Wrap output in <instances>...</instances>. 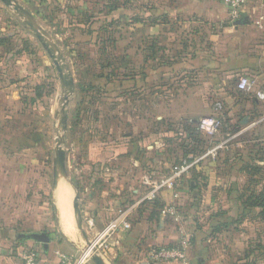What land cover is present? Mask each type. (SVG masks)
Here are the masks:
<instances>
[{"label":"rangeland","instance_id":"rangeland-1","mask_svg":"<svg viewBox=\"0 0 264 264\" xmlns=\"http://www.w3.org/2000/svg\"><path fill=\"white\" fill-rule=\"evenodd\" d=\"M17 1L58 47L74 79L65 107L67 129L63 131L60 117L65 91L55 66L27 20L0 0V40H8L7 49L22 52L27 63H40L43 73V98L35 109L26 99L19 118L20 124L27 123L22 134L34 129L43 133L39 145L27 150L31 159L28 172L42 179L36 196L22 201L24 207L33 202L37 208L35 221L28 227L47 232L52 245L67 255L78 256L83 248L89 254L76 226L74 189L69 181L80 192L82 228L92 241L88 221L99 210L100 195L118 199L116 204L106 205L113 207L105 216L104 222H108L111 215L134 205L137 197L142 205L154 201L142 200L150 190L143 183L145 176L158 181L171 178L170 188L159 189L157 203L174 207L172 214L178 215L175 223L184 225L190 236L184 235L192 261L204 254L210 256L211 252L198 244L205 242L207 248H223L230 258L242 257V264H264V220L259 210L244 212L239 208L250 192L264 190V164L257 162L263 156V146L247 142V133L235 136L241 127L239 120L227 125L223 109H215L216 101L221 103L209 96L215 75L208 80L202 74L196 77L195 68L177 63L183 45L191 42L195 48L200 39L199 26L181 23L187 18L180 10L181 0ZM235 96L243 99L241 94ZM211 115L225 122L215 135L208 136L196 129V120ZM58 133L64 137L68 172V180L58 186L68 191L63 204L57 198L58 189L52 186ZM102 147L124 153L105 158L100 167ZM91 198L96 203L90 204ZM64 221H68V229ZM219 223L222 227L215 232ZM234 223L237 233L228 234ZM217 234L222 240L215 243ZM36 243L34 248L40 250L42 244ZM95 250L101 254L98 247ZM84 264L94 263L88 258Z\"/></svg>","mask_w":264,"mask_h":264},{"label":"crops","instance_id":"crops-1","mask_svg":"<svg viewBox=\"0 0 264 264\" xmlns=\"http://www.w3.org/2000/svg\"><path fill=\"white\" fill-rule=\"evenodd\" d=\"M180 4L181 12L187 17L181 23L199 26L200 39L197 45L193 44L196 45L195 48L189 45L191 42L183 45L177 63H188L187 67L195 68L196 77L201 74L207 80L214 75L217 77L210 86L212 94L209 96L214 101L221 102L223 116L225 120L228 119L227 125H234L239 120L241 127L236 130L235 136L247 133V142H259L263 146L261 151H264V100L258 99L254 93L264 92V0H249L236 19L220 1L181 0ZM0 41H4L0 43V264H21L22 251L37 243L32 239L22 238L19 234L39 231L27 225L35 221L36 205L31 202L28 207H24L22 201L27 196H36L38 182L42 186L41 177L28 172L27 164L31 159L27 157V150L28 147L39 145L43 133L34 129L28 135L22 134L27 129V123L20 124L19 118L25 109L26 99L30 101V107L33 105L36 108L43 98V73L41 65L38 66L40 63H27L20 55L22 52L15 54L13 50L7 49L8 40ZM4 58L11 59L12 62L5 63ZM206 69L212 72L206 73ZM241 74L254 77V91L245 93L236 89L235 82ZM238 94L242 95V100L236 98L235 95ZM34 126L36 128V124ZM261 155L262 158L257 162L264 164V152ZM165 193L166 191L161 196ZM103 197L100 195L99 210L96 216H89L88 223L93 233L92 238L95 239L106 223L118 218L116 229L98 237L95 245L107 264H162L150 258V250L176 242L184 235L189 236L184 225L175 223L178 215L166 210L168 205L151 209L150 203L140 204V197L135 199L137 202L134 205L121 208L123 210H119L120 214L111 215L108 222H104L105 216L113 209L112 206H106L107 203L116 204L118 199L112 201ZM103 202L106 203L104 207ZM89 203H96V200L91 198ZM239 208L244 212L260 210L256 207L247 208L243 204ZM102 209L105 210L101 212ZM153 210L156 214H150ZM121 220H129L130 227L122 228ZM220 227L219 223L213 229L216 232ZM232 229L233 232L228 234L237 233L236 223ZM221 238L218 234L215 239L211 237L215 243ZM204 243L198 242L202 244L201 249L211 252L210 256L204 254L197 257L195 262L188 254L189 264H235L236 261L237 264H242V257L233 255L230 258L223 248H207ZM52 244L51 240L48 251L43 247L38 250L40 263L56 261L60 254H67ZM230 259L233 260L232 263L228 262Z\"/></svg>","mask_w":264,"mask_h":264},{"label":"built area","instance_id":"built-area-1","mask_svg":"<svg viewBox=\"0 0 264 264\" xmlns=\"http://www.w3.org/2000/svg\"><path fill=\"white\" fill-rule=\"evenodd\" d=\"M222 2L230 11L233 18H239L240 13L243 7L247 4L249 0H219ZM235 87L238 91L241 92H252L255 88V79L254 77L241 74L237 77L235 82ZM256 97L260 100H264V92L263 91H254ZM215 109H221V104L216 102ZM197 128L204 133L205 135L212 136L215 135L222 126L221 118L217 116H203L196 120ZM171 178H164L161 181L152 180L151 177H144L143 183L145 185L150 186V190H148L147 194H145L142 200H152L157 197L159 189L162 188H170L171 186ZM171 213L174 212L172 207L166 209ZM118 218L111 220L108 225L101 231L104 232L102 235H106L112 232L116 227ZM122 228H129L130 223L128 221L121 220L120 221ZM100 232V233H101ZM100 235V234H99ZM97 238L91 241L92 245L90 248V252L96 249V241ZM187 237L182 236L175 244L172 245H165L153 248L149 252L150 258L157 262V263H170V262H178L180 264H189L188 261V239ZM88 247V245H87ZM86 248V247H85ZM84 248L82 250V254L75 256V255H67V254H60L58 260L56 261H45L43 263L39 262V251L34 248V246L27 247L21 253V264H84L88 258L90 259V254L82 256L84 253Z\"/></svg>","mask_w":264,"mask_h":264},{"label":"water","instance_id":"water-1","mask_svg":"<svg viewBox=\"0 0 264 264\" xmlns=\"http://www.w3.org/2000/svg\"><path fill=\"white\" fill-rule=\"evenodd\" d=\"M6 6L11 7L19 16L25 18L30 29L33 31L35 37L41 43L49 57L51 58L57 75L59 78L60 87L65 91L64 103L61 106L62 115L60 117V123L62 125V130L67 129V113L65 112V107L68 102L69 95L73 92L74 79L69 70L68 65L64 61V57L58 47L49 39L47 33L38 24L35 17L23 6H21L17 0H1ZM59 112L56 111L55 118L58 117ZM64 137L63 134H57L55 138V145L53 148V162H52V186L56 191L58 189L59 183L62 180H68V172L66 166V151L63 148ZM74 189V196L72 200V209L76 221V226L80 229L86 243L91 246L92 243L87 237V234L82 228V215L79 207L80 192L74 185L72 181H69ZM55 212L58 213L57 207H55ZM20 237L32 239L38 243L42 244L45 251H48L51 239L47 232H30V233H20ZM91 261L94 264H107L104 258L96 251L90 256Z\"/></svg>","mask_w":264,"mask_h":264},{"label":"trees","instance_id":"trees-1","mask_svg":"<svg viewBox=\"0 0 264 264\" xmlns=\"http://www.w3.org/2000/svg\"><path fill=\"white\" fill-rule=\"evenodd\" d=\"M224 122L222 120V124ZM196 129H198V128H196ZM100 150H103V153L98 157V163H99L100 167H102V165L104 164L103 160H105V158L113 157V156H117V155H122L124 153V152H121L117 148H114V147H102ZM104 150H106V151H104ZM148 203H150L151 209H155V207L161 206L160 203H157V197L154 199L153 202H148ZM242 204L247 206V208L248 207L249 208H251V207L259 208L260 210L258 211V214L262 218V220H264V190H260L257 193H255V192L251 193L250 192L249 195L246 197V199L242 202ZM154 213L156 214L155 210L150 212V214H154ZM157 214H158V212H157Z\"/></svg>","mask_w":264,"mask_h":264},{"label":"bare ground","instance_id":"bare-ground-1","mask_svg":"<svg viewBox=\"0 0 264 264\" xmlns=\"http://www.w3.org/2000/svg\"><path fill=\"white\" fill-rule=\"evenodd\" d=\"M67 197H68V191L66 190V188H58V191H57V198L59 200V202L61 204L65 203V201L67 200ZM63 226L64 228L68 229L69 225H68V221H64L63 222ZM68 231V230H67ZM105 232V231H104ZM104 232H101L99 236H101ZM86 248H91V246H88ZM94 252V251H93ZM89 254L91 255L92 252L89 251ZM87 255V253H83V257Z\"/></svg>","mask_w":264,"mask_h":264}]
</instances>
